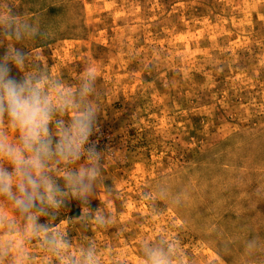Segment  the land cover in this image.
<instances>
[{
    "label": "rangeland",
    "instance_id": "1",
    "mask_svg": "<svg viewBox=\"0 0 264 264\" xmlns=\"http://www.w3.org/2000/svg\"><path fill=\"white\" fill-rule=\"evenodd\" d=\"M4 48L26 53L18 78L44 75L72 93L97 69L83 103L102 151L90 200L106 223L70 195L48 209L67 256L93 245L99 264H143L144 246L163 244L172 264H264V0H0ZM89 163L50 174L63 186ZM0 214L24 226L11 204ZM24 249L26 264H61L42 238Z\"/></svg>",
    "mask_w": 264,
    "mask_h": 264
},
{
    "label": "clouds",
    "instance_id": "2",
    "mask_svg": "<svg viewBox=\"0 0 264 264\" xmlns=\"http://www.w3.org/2000/svg\"><path fill=\"white\" fill-rule=\"evenodd\" d=\"M5 33L20 38L11 23ZM25 60L26 53L20 49L4 48L0 55V203L11 204L24 220L17 230L15 221L6 223L0 214V230L9 235L7 240L0 237V264L6 260L26 264L24 243L41 238L61 264H99L93 245L79 259L67 256L69 241L60 232H50L42 219L49 215L48 209L67 208L70 195L84 206V216L95 214L98 223H106L90 200L100 175L102 151L91 139L99 132L95 110L83 103L94 92L97 69L89 64L79 89L72 93L44 75L22 73L18 78L13 68L20 72ZM77 96L82 107L65 122L60 114L76 108ZM82 159L90 163L65 174L63 186L50 174L53 163L67 165ZM14 234L19 238L14 239ZM170 252L163 244H146L143 264H172Z\"/></svg>",
    "mask_w": 264,
    "mask_h": 264
}]
</instances>
